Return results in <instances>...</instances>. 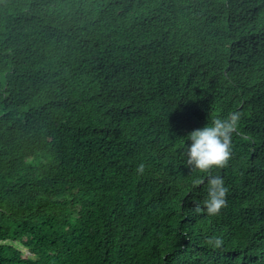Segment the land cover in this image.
Segmentation results:
<instances>
[{
  "label": "trees",
  "instance_id": "16d2710c",
  "mask_svg": "<svg viewBox=\"0 0 264 264\" xmlns=\"http://www.w3.org/2000/svg\"><path fill=\"white\" fill-rule=\"evenodd\" d=\"M0 264H264V0H0Z\"/></svg>",
  "mask_w": 264,
  "mask_h": 264
},
{
  "label": "clouds",
  "instance_id": "9594fccd",
  "mask_svg": "<svg viewBox=\"0 0 264 264\" xmlns=\"http://www.w3.org/2000/svg\"><path fill=\"white\" fill-rule=\"evenodd\" d=\"M241 118L239 111H233L227 117L215 118L211 124L196 128L184 136L188 141H184L183 155L186 157L185 166L190 169L207 172L213 167H223L232 156V134L236 130ZM137 172L143 174L145 164L137 166ZM207 182L206 185L204 183ZM196 185L203 184L206 189V198L203 200L202 210L208 216H216L221 208L227 205L228 188L221 176H205L195 181ZM202 186V185H200ZM214 249L223 246L224 241L221 237H216L209 241Z\"/></svg>",
  "mask_w": 264,
  "mask_h": 264
},
{
  "label": "rangeland",
  "instance_id": "374dc122",
  "mask_svg": "<svg viewBox=\"0 0 264 264\" xmlns=\"http://www.w3.org/2000/svg\"><path fill=\"white\" fill-rule=\"evenodd\" d=\"M23 249V251L25 252V249L24 248H22Z\"/></svg>",
  "mask_w": 264,
  "mask_h": 264
}]
</instances>
